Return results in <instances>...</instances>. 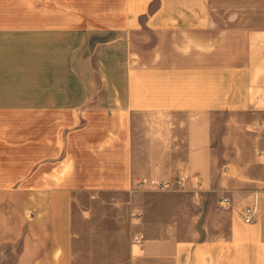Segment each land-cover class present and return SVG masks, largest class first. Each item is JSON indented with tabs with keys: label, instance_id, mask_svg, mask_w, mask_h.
Returning <instances> with one entry per match:
<instances>
[{
	"label": "crops",
	"instance_id": "0c3cea01",
	"mask_svg": "<svg viewBox=\"0 0 264 264\" xmlns=\"http://www.w3.org/2000/svg\"><path fill=\"white\" fill-rule=\"evenodd\" d=\"M0 264H264V0L0 4Z\"/></svg>",
	"mask_w": 264,
	"mask_h": 264
},
{
	"label": "built area",
	"instance_id": "2783aa9c",
	"mask_svg": "<svg viewBox=\"0 0 264 264\" xmlns=\"http://www.w3.org/2000/svg\"><path fill=\"white\" fill-rule=\"evenodd\" d=\"M191 185H188V182ZM197 180L191 175L180 176L177 179H158V178H141L137 182V186L140 189H150L155 191H185V190H195L198 186ZM221 202L228 203V197H222ZM259 213V195L255 192L253 200L251 203L247 204L242 212V218L247 222H253L257 219ZM142 236L140 233H136L134 236V241L136 243L142 244Z\"/></svg>",
	"mask_w": 264,
	"mask_h": 264
},
{
	"label": "rangeland",
	"instance_id": "374dc122",
	"mask_svg": "<svg viewBox=\"0 0 264 264\" xmlns=\"http://www.w3.org/2000/svg\"><path fill=\"white\" fill-rule=\"evenodd\" d=\"M33 2L37 3V2H42V1H46V3H50L52 2V0H32ZM21 0H0V4H13V5H20ZM246 206V205H245ZM243 206L241 211L243 210V208L245 207ZM3 250H5L8 253L12 254L13 259L16 258V255L20 249V243H16L13 247H3Z\"/></svg>",
	"mask_w": 264,
	"mask_h": 264
}]
</instances>
